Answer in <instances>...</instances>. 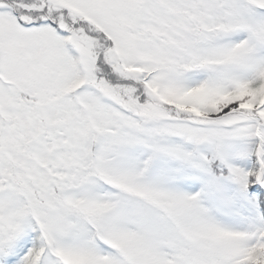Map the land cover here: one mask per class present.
I'll list each match as a JSON object with an SVG mask.
<instances>
[{
  "label": "snow or ice",
  "instance_id": "6c2138e0",
  "mask_svg": "<svg viewBox=\"0 0 264 264\" xmlns=\"http://www.w3.org/2000/svg\"><path fill=\"white\" fill-rule=\"evenodd\" d=\"M0 264H264V0H0Z\"/></svg>",
  "mask_w": 264,
  "mask_h": 264
}]
</instances>
